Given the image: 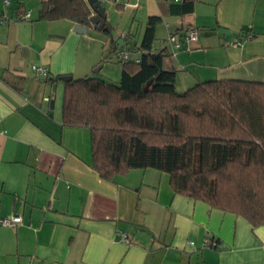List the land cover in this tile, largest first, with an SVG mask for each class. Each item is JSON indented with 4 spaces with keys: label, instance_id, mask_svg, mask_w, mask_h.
I'll return each instance as SVG.
<instances>
[{
    "label": "crops",
    "instance_id": "crops-1",
    "mask_svg": "<svg viewBox=\"0 0 264 264\" xmlns=\"http://www.w3.org/2000/svg\"><path fill=\"white\" fill-rule=\"evenodd\" d=\"M41 1L0 0V219L21 218L14 228L0 225V264H264V225L174 194L168 174L100 178L90 130L63 126L55 97L62 76L117 84L114 56L127 50L140 59L150 17L159 19L152 50H165L177 92L208 81L264 83V0H192L189 13L174 0L99 1L109 34L102 20H41ZM189 29L199 32L194 43L184 40ZM170 36L180 44L174 53ZM205 239L217 247H203Z\"/></svg>",
    "mask_w": 264,
    "mask_h": 264
},
{
    "label": "trees",
    "instance_id": "trees-1",
    "mask_svg": "<svg viewBox=\"0 0 264 264\" xmlns=\"http://www.w3.org/2000/svg\"><path fill=\"white\" fill-rule=\"evenodd\" d=\"M176 4L192 11V0ZM38 18L91 25L87 0H42ZM158 21L147 20L139 62L121 63L117 84L92 75L63 84V126L90 130L93 169L104 180L155 169L174 194L264 225V83L208 81L177 92L165 50L151 47ZM98 25L109 34L105 19Z\"/></svg>",
    "mask_w": 264,
    "mask_h": 264
},
{
    "label": "built area",
    "instance_id": "built-area-1",
    "mask_svg": "<svg viewBox=\"0 0 264 264\" xmlns=\"http://www.w3.org/2000/svg\"><path fill=\"white\" fill-rule=\"evenodd\" d=\"M99 1L100 2H108L111 0H99ZM180 1L181 0H174V2H180ZM28 18H29V12H26L20 19L21 20H27ZM198 34H199V32L196 29L187 30L185 35H184L185 42H187V43L196 42L197 38H198ZM250 37L251 36L249 35L247 38H250ZM167 41L169 42V44L171 46L172 53L176 52L180 48L179 42H177L173 36L168 37ZM237 44H240V42H237ZM114 57H115L116 61L119 63H125V62H129V61L133 60L132 56L130 55L129 51H127V50H119L115 54ZM133 61L139 62V60H133ZM31 71H32L33 75L36 77H44V78L47 77V70L44 67L31 66ZM20 222H21V218L18 215H13L9 218L0 219V225L4 226V227H9V228L16 227ZM117 237L119 238V240L121 242H123L125 244L130 243V239L127 238L125 236V234H123L122 232H117ZM190 244H192V243L190 242ZM203 247L214 249L217 247V242L214 240L205 239L203 242Z\"/></svg>",
    "mask_w": 264,
    "mask_h": 264
},
{
    "label": "water",
    "instance_id": "water-1",
    "mask_svg": "<svg viewBox=\"0 0 264 264\" xmlns=\"http://www.w3.org/2000/svg\"><path fill=\"white\" fill-rule=\"evenodd\" d=\"M88 3H89V7L91 8V10L94 12V16H91L90 22L92 24H97L99 20H104L105 19V14H104V11H103V9L101 7V4H100L99 0H88ZM75 31L78 32V33H84L85 32V30L82 27H80V26H77L75 28ZM97 70H98V68H97ZM59 80H61L62 82L66 83V82L71 80V77L70 76H62V77L59 78ZM55 87H56V85L53 84L52 85V89H51V93L52 94H54V92H55ZM48 104H49L50 108H52L53 107V100H50L48 102Z\"/></svg>",
    "mask_w": 264,
    "mask_h": 264
},
{
    "label": "rangeland",
    "instance_id": "rangeland-1",
    "mask_svg": "<svg viewBox=\"0 0 264 264\" xmlns=\"http://www.w3.org/2000/svg\"><path fill=\"white\" fill-rule=\"evenodd\" d=\"M117 64V63H116ZM56 100L60 102V100L62 99V91L60 88H58L57 93L55 94ZM58 102V103H59Z\"/></svg>",
    "mask_w": 264,
    "mask_h": 264
}]
</instances>
